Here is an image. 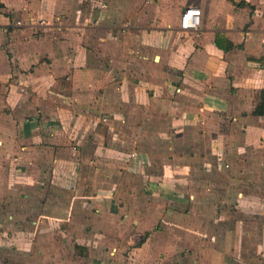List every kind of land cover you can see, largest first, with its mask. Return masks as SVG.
<instances>
[{
	"label": "crops",
	"instance_id": "obj_1",
	"mask_svg": "<svg viewBox=\"0 0 264 264\" xmlns=\"http://www.w3.org/2000/svg\"><path fill=\"white\" fill-rule=\"evenodd\" d=\"M262 90L264 0H0V264H264Z\"/></svg>",
	"mask_w": 264,
	"mask_h": 264
},
{
	"label": "rangeland",
	"instance_id": "obj_2",
	"mask_svg": "<svg viewBox=\"0 0 264 264\" xmlns=\"http://www.w3.org/2000/svg\"><path fill=\"white\" fill-rule=\"evenodd\" d=\"M242 162V164L238 167V169L240 168V167H242L241 168V171H243L244 170V172L245 173H247V177H244V175H242L241 176V178L242 179H244V180H246L247 181V183L249 184L250 182V178H252V183L254 184V181L255 180H261V181H263L262 183H263V185H264V173H263V175L261 174V172H260V170L261 169H263L264 170V160H255L254 158L253 159H251V160H247V161H241ZM225 177H223L224 178V181L226 182V180H227V178L229 177V175H231L232 173H234V172H229V169H227V168H225ZM262 176H261V175ZM251 175V176H250ZM222 178V177H221ZM223 181V182H224ZM250 184V185H247V186H249V187H252L253 186V184ZM254 187V186H253ZM248 190V189H247ZM16 197H20V193L18 194V195H16ZM19 200V199H18ZM237 217H241V215L240 214H238L237 213Z\"/></svg>",
	"mask_w": 264,
	"mask_h": 264
},
{
	"label": "built area",
	"instance_id": "obj_3",
	"mask_svg": "<svg viewBox=\"0 0 264 264\" xmlns=\"http://www.w3.org/2000/svg\"><path fill=\"white\" fill-rule=\"evenodd\" d=\"M200 9L194 6L186 7L181 15L180 26L183 29H196L200 25Z\"/></svg>",
	"mask_w": 264,
	"mask_h": 264
},
{
	"label": "trees",
	"instance_id": "obj_4",
	"mask_svg": "<svg viewBox=\"0 0 264 264\" xmlns=\"http://www.w3.org/2000/svg\"><path fill=\"white\" fill-rule=\"evenodd\" d=\"M262 101L255 109L254 113L259 115H264V90L261 92Z\"/></svg>",
	"mask_w": 264,
	"mask_h": 264
}]
</instances>
